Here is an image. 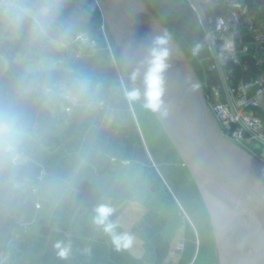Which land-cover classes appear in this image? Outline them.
<instances>
[{"label": "crops", "instance_id": "obj_1", "mask_svg": "<svg viewBox=\"0 0 264 264\" xmlns=\"http://www.w3.org/2000/svg\"><path fill=\"white\" fill-rule=\"evenodd\" d=\"M144 1L164 26V16L173 24L170 15L182 25L178 16L189 9L185 0ZM3 41L4 31L0 76L8 68ZM66 67L87 71L99 82L95 106L60 104L53 112V143L36 133L26 142L19 164L38 170L37 186L28 189L35 212L8 243L0 264H193L199 235L186 210L201 200L197 187L192 180L191 188L182 185L187 169L171 154L113 48L101 42L55 69ZM129 91L138 98L130 100ZM101 205L112 210L111 231L94 223Z\"/></svg>", "mask_w": 264, "mask_h": 264}, {"label": "water", "instance_id": "obj_2", "mask_svg": "<svg viewBox=\"0 0 264 264\" xmlns=\"http://www.w3.org/2000/svg\"><path fill=\"white\" fill-rule=\"evenodd\" d=\"M96 1L144 104L199 189L223 264H264V164L224 138L190 59L144 0ZM165 34L169 56L158 80L151 50ZM157 91L166 115L147 106Z\"/></svg>", "mask_w": 264, "mask_h": 264}, {"label": "built area", "instance_id": "obj_3", "mask_svg": "<svg viewBox=\"0 0 264 264\" xmlns=\"http://www.w3.org/2000/svg\"><path fill=\"white\" fill-rule=\"evenodd\" d=\"M185 1L208 45V65L198 75L222 135L246 151L264 149V0ZM100 31V40L80 32L57 47L63 55L56 68L101 42L110 49L107 27Z\"/></svg>", "mask_w": 264, "mask_h": 264}, {"label": "clouds", "instance_id": "obj_4", "mask_svg": "<svg viewBox=\"0 0 264 264\" xmlns=\"http://www.w3.org/2000/svg\"><path fill=\"white\" fill-rule=\"evenodd\" d=\"M63 7V0H0V27L6 34L23 37L29 46L62 47L73 31L71 22H60ZM168 42L167 34L153 40L150 63L158 80L167 67ZM55 68L54 61H42L39 67L25 66L12 92L0 97V161L17 165L25 159L26 142L36 129L22 101L34 91H39L45 97L55 93L65 101L88 108L95 106L101 86L92 74L66 67L62 69L66 82L57 85L44 75ZM127 97L134 100L138 94L129 91ZM147 106L166 115L162 111L159 91L149 96ZM95 211L94 223L104 227L105 231H111L113 225L108 223L111 208L101 205ZM57 248H61V245L57 244ZM59 254L65 256L66 250L61 249Z\"/></svg>", "mask_w": 264, "mask_h": 264}, {"label": "trees", "instance_id": "obj_5", "mask_svg": "<svg viewBox=\"0 0 264 264\" xmlns=\"http://www.w3.org/2000/svg\"><path fill=\"white\" fill-rule=\"evenodd\" d=\"M63 4L60 22L69 21L73 24V31L68 40L73 38L83 27L97 40H100L101 26L97 17L100 15L102 17V14L94 5V0H63ZM77 23L83 26H74ZM1 49L3 57L7 60L8 68L0 76V97L12 92L21 72L28 64L48 58H60L63 55V52L57 47L53 48L50 45L29 46L23 37L16 38L5 32ZM44 75L57 85L66 82V76L62 69H55ZM64 102L66 101L55 93L45 97L39 91H34L22 101L31 123L36 129L35 133L44 143H53L54 141L56 119L53 117V112ZM37 182L38 170L27 165H12L0 161V257L8 252V243L35 212V204L29 196L28 189L36 187Z\"/></svg>", "mask_w": 264, "mask_h": 264}, {"label": "rangeland", "instance_id": "obj_6", "mask_svg": "<svg viewBox=\"0 0 264 264\" xmlns=\"http://www.w3.org/2000/svg\"><path fill=\"white\" fill-rule=\"evenodd\" d=\"M94 5L97 6L98 8L96 0H94ZM187 12L188 13L186 14H182L181 16H178L180 17L183 23L182 25L179 23V18H177V16L175 15L174 16L170 15L171 21L173 22V24L169 23L170 18L168 19L166 16H164L162 19H164L167 22V24H165L167 26L165 27L169 30V32L175 37L177 42L180 44L181 48L183 49L187 57L190 59L196 72L201 74L204 71L205 66L208 65L207 64V58L209 57L208 45L204 37L202 36L201 31L198 28V26L200 25L198 23L196 15L192 12L190 8L187 10ZM97 19L99 20L100 26H106L104 19L103 17H101V15L100 17H97ZM74 26H83V25L77 23ZM3 31H4L3 29H0V36H3ZM80 32H85V33L90 34V32L86 30V28L84 29V27L83 29L81 28V30H78V33ZM107 33H108L111 47L113 48L116 56L119 58V60L123 64V67L128 72L123 60L121 59L117 49L114 46L113 41L111 40L108 29H107ZM100 36H101V31H100ZM164 138H165L164 141L169 143L171 154L176 155V157H178V160L180 161L179 156L175 152L174 148L171 146L166 136ZM255 148H256L255 151H252V152L247 151V152L253 155L255 158H257L260 162L264 164V149H262L260 146H257V145L255 146ZM260 154H263V158ZM186 172H187V180L184 181L182 185L186 186V188H191L189 180H192L193 182L194 180L192 176L190 175L189 171L187 170ZM196 191H197L198 196L201 198L198 188H196ZM186 211L190 215V218L192 219L194 227H195V231L199 235V240L197 242L196 257H195L193 264H223L225 263L223 256L220 254V249L215 239V234L212 228V224L210 222V218L204 207V203L202 199L200 200L198 204L196 203L194 205L192 204L191 210L189 209ZM256 241H254L253 237L249 240L248 246H250V249L252 250V252L254 250L256 251L255 249L257 247V246L255 247V244H257Z\"/></svg>", "mask_w": 264, "mask_h": 264}]
</instances>
